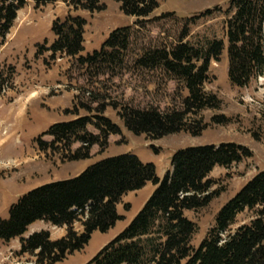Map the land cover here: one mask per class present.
I'll list each match as a JSON object with an SVG mask.
<instances>
[{
  "label": "trees",
  "instance_id": "obj_1",
  "mask_svg": "<svg viewBox=\"0 0 264 264\" xmlns=\"http://www.w3.org/2000/svg\"><path fill=\"white\" fill-rule=\"evenodd\" d=\"M26 1L0 0V48ZM29 1L35 8L61 1L74 11L80 9L92 14L104 10L98 0ZM112 1L119 4L125 16L137 20L149 17L159 7L158 0ZM228 12L231 16L223 29L225 41L212 40L204 48H195L183 43L187 36L183 33L174 47L145 51L135 61L139 69H160L170 79L185 85L187 97L181 103V110L162 112L114 106L128 132L144 135L151 141L182 132L200 136L207 128L201 113L221 108V101L207 93L204 86L209 81L210 63L219 62L225 50L231 86L246 88L264 74V0H231ZM85 26L86 21L79 17L56 19L51 25L53 43L37 48L36 57L49 52L52 60L57 55L64 56L97 72L119 68L130 45L131 30L113 31L99 50L82 57ZM14 73L13 67L0 65V96L11 89ZM94 119L97 122L77 116L70 122L53 125L44 135L52 141L38 139V151L46 153L61 145L68 162L89 160L93 146L105 149L110 135H120L119 128L109 119L101 116ZM211 122L224 126L230 120L214 116ZM87 126H93L98 135L90 134ZM75 142L80 147L72 152ZM251 156L246 147L232 143L180 150L171 157L170 171L161 180L154 165H144L134 156L106 159L89 166L72 180L47 184L20 197L9 208L8 218L0 219V241L8 244L18 239L20 253L36 255L38 264L63 262L69 255L83 251L94 232L106 233L122 220L116 209L121 197L151 184L155 188L153 194L130 225L88 264H143L149 255L150 264H264V172L256 175L220 210L215 227L197 249L190 243L197 227L184 217L185 211L204 208L218 195L209 192L213 183L208 176L215 167L228 169ZM245 210L252 212L254 219L248 226L229 233L237 215ZM39 221L65 228L64 237L52 241L49 233L41 231L23 238L29 226ZM76 222L81 225L80 233L73 228ZM155 233L163 242L150 246L147 238Z\"/></svg>",
  "mask_w": 264,
  "mask_h": 264
},
{
  "label": "rangeland",
  "instance_id": "obj_2",
  "mask_svg": "<svg viewBox=\"0 0 264 264\" xmlns=\"http://www.w3.org/2000/svg\"><path fill=\"white\" fill-rule=\"evenodd\" d=\"M230 1L158 0L157 10L137 20L125 16L119 4L112 0H98L104 10L92 14L80 9L74 11L61 1L35 8L27 0L0 48V65L15 69L11 89L0 96V219L6 220L9 208L27 193L47 184L72 180L89 166L106 159L134 156L144 165H154L157 177L162 179L170 171L171 157L180 150L227 143L244 146L250 150V158L228 169L215 167L209 174L208 180L213 183L209 192L218 195L204 208L184 212V217L197 227L190 242L197 249L215 227L220 210L256 175L264 172V74L252 80L248 87L239 89L228 81L226 50L219 62H211L204 89L217 96L221 108L201 113L207 128L197 137L184 132L159 141L148 140L144 135L134 136L124 128L114 106L162 112L181 110V103L187 97L185 85L170 79L160 69H139L135 61L145 51L174 47L183 33H187L183 43L195 48H204L212 40H225L223 29L231 16ZM69 15L86 21L82 57L99 50L113 31L131 30L130 45L119 68L97 72L64 56L57 55L52 60L49 52L36 57L37 48L49 47L54 41L50 31L52 22ZM81 104L86 108H81ZM76 115L95 122L98 116L109 119L119 128L120 135H110L105 149L93 146L90 159L84 161L68 162L61 145L46 153L38 151V139L52 141L44 136L50 127L75 120ZM214 116H225L230 123L214 125L211 122ZM87 131L98 135L93 126H87ZM79 147L75 142L71 151ZM154 189L147 184L121 197L116 209L122 220L106 233L94 232L83 251L57 264H88L130 225ZM253 219L252 212L243 211L228 232L248 226ZM73 228L78 233L82 231L79 222ZM41 231L49 233L52 241L66 233L65 228L39 221L29 226L23 238ZM147 239L150 246L163 242L156 233ZM17 240L8 244L0 241V264H38L36 255L20 254ZM150 263L149 255L143 264Z\"/></svg>",
  "mask_w": 264,
  "mask_h": 264
}]
</instances>
